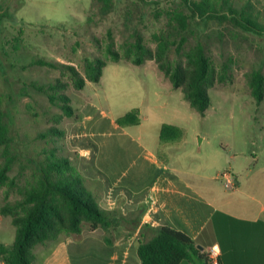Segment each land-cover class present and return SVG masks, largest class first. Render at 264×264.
Returning <instances> with one entry per match:
<instances>
[{
    "label": "rangeland",
    "instance_id": "1",
    "mask_svg": "<svg viewBox=\"0 0 264 264\" xmlns=\"http://www.w3.org/2000/svg\"><path fill=\"white\" fill-rule=\"evenodd\" d=\"M232 1L241 8L242 0ZM127 3L123 0L109 18L88 26L93 0H0V5L9 7L13 14L0 26V108L13 120L14 149L21 161L10 173L11 177H18L16 184L1 189L0 208L19 197V188L32 174L30 161L44 148L60 147L61 154L77 167L68 123L81 122L89 115L94 117L89 127L102 120L100 129L110 131L108 119L125 120L133 112L139 124L125 120L127 131L154 151L161 148L163 126H173L174 138L161 149L205 193L209 194L213 179L225 192L223 174L228 172L246 194L258 196L264 202V99L257 103L247 76L252 69H260L264 75V36L234 26L230 17L202 25L200 38L215 68L220 70L229 58L235 61L232 78L209 90L211 106L204 115L192 109L182 90L173 88L155 61H147L143 66L111 63L104 69L101 82L87 83L84 90H76L64 80V93L71 98L75 117L55 121L61 110L52 106L46 94L37 91L33 84H56L59 74L33 65V61L42 58L73 64L82 71L86 58L109 60L108 32H112L119 49ZM254 3L258 9L264 6V0ZM139 8L144 14L142 28L146 38H150L165 26V18L156 20L154 7ZM55 125L65 130L63 140L45 144L38 139L39 133ZM105 158L106 155L102 156L101 162ZM89 189L95 191L96 187L89 185ZM15 236L12 217L0 212V242L12 244ZM54 244L37 246L34 264H43ZM73 252L76 253V247Z\"/></svg>",
    "mask_w": 264,
    "mask_h": 264
},
{
    "label": "trees",
    "instance_id": "2",
    "mask_svg": "<svg viewBox=\"0 0 264 264\" xmlns=\"http://www.w3.org/2000/svg\"><path fill=\"white\" fill-rule=\"evenodd\" d=\"M123 0H93V11L88 17V26H95L114 14ZM243 1V2H242ZM241 8L232 0H128L123 12V32L119 49L112 32H108L109 57L86 58L82 71L73 64L35 59L33 65L47 68L59 77L56 84L33 87L46 94L52 106L62 114L55 116L72 119L75 110L71 98L64 93L70 82L76 90H84L87 83H100L104 69L111 63H130L143 66L155 61L159 71L171 82L174 89H181L192 109L204 115L211 106L209 90L216 83H225L232 78L235 61H224L220 70L202 42V25L210 20L229 17L236 27L264 36V6L258 9L253 0H242ZM172 2V6H164ZM154 7V18L165 26L146 38L143 16L139 6ZM224 11V12H223ZM142 13V14H141ZM11 9L0 5V26L5 18L12 17ZM196 36V37H194ZM190 37H194L191 39ZM251 92L257 103L264 99V75L260 69L248 73ZM136 112L125 120L139 124ZM118 119L121 126H127ZM13 120L0 108V192L5 186L13 187L18 177H11L16 166L21 165L20 156L14 149ZM173 126H163L161 140L169 143L174 138ZM65 137V130L57 125L38 134L45 144H57ZM77 155V154H76ZM32 174L19 188V197L5 203L0 212L12 217L16 228L12 244L0 242V260L4 264H34V249L39 245L55 242L53 248L67 238L79 239L85 231H104L106 244L113 245L119 228L136 230L141 224V215L125 216L118 210L103 209L97 197L88 189L87 179L78 171L70 158L61 154L60 147L44 148L30 161ZM23 170V167H22ZM9 195V192H7ZM198 242L186 233L170 227L143 225L140 231L138 255L141 264H181L200 254ZM53 248L49 251L52 252Z\"/></svg>",
    "mask_w": 264,
    "mask_h": 264
},
{
    "label": "crops",
    "instance_id": "3",
    "mask_svg": "<svg viewBox=\"0 0 264 264\" xmlns=\"http://www.w3.org/2000/svg\"><path fill=\"white\" fill-rule=\"evenodd\" d=\"M117 120L108 119L110 131H103L102 120L89 127L94 117L87 115L67 124L68 136L77 154V169L87 179L88 189L96 187L89 190L100 206L125 216L141 215L140 226L119 228L113 245L106 244L102 229L85 231L79 239L67 238L43 264H141L143 225L170 227L198 242L200 254L181 264H264V202L258 196L246 194L238 181L232 189L224 186V192L216 179L205 193L166 157L162 149L169 143L161 140V132L162 149L154 151Z\"/></svg>",
    "mask_w": 264,
    "mask_h": 264
},
{
    "label": "built area",
    "instance_id": "4",
    "mask_svg": "<svg viewBox=\"0 0 264 264\" xmlns=\"http://www.w3.org/2000/svg\"><path fill=\"white\" fill-rule=\"evenodd\" d=\"M223 180H224V186L227 189H232L235 187V180L232 178L231 174L228 172H225L223 174ZM215 248H213V254L215 253ZM0 264H4L2 260H0Z\"/></svg>",
    "mask_w": 264,
    "mask_h": 264
}]
</instances>
